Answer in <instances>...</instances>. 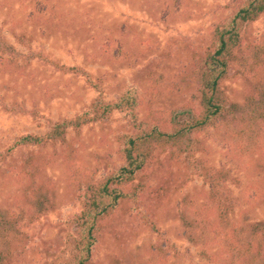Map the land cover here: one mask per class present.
<instances>
[{"label":"rangeland","instance_id":"1","mask_svg":"<svg viewBox=\"0 0 264 264\" xmlns=\"http://www.w3.org/2000/svg\"><path fill=\"white\" fill-rule=\"evenodd\" d=\"M232 2L0 0V38L12 47L0 51V264L63 263L74 250L72 219L83 206L87 186L121 164L117 136L133 131V118L114 111L68 129L64 141L47 146L15 147L16 138L43 135L52 122L73 119L95 98L115 101L129 89L138 100L136 123L149 121L145 100L156 91L162 98L156 106L166 110L163 118L171 110L184 113L180 120L188 118L199 110L193 109L198 103L192 90L166 91L168 78L154 85L146 72L155 68L154 75H176V66L209 44L210 32L232 12ZM258 41L264 42V13L244 26L240 54H249ZM33 51L84 69L90 81L28 59ZM259 76L261 85L243 78L238 65L230 66L221 89L227 106L236 102L237 107L195 134L182 160L162 153L158 164L143 171L146 187L150 183L167 193L151 208L143 201L122 200L119 213L106 218L95 237L89 264H262L233 262L236 256L227 253L229 241L242 243L250 236L249 224L264 225V66ZM212 168L220 172L212 179L223 180L230 196L219 189L211 192L205 172H215ZM31 173L38 183L48 181L43 200L39 193L27 195ZM163 177L169 186L159 184ZM22 205L25 209H19ZM228 205L233 210L223 218L220 206ZM14 219L20 220L23 235ZM5 234L22 245L13 256Z\"/></svg>","mask_w":264,"mask_h":264},{"label":"trees","instance_id":"2","mask_svg":"<svg viewBox=\"0 0 264 264\" xmlns=\"http://www.w3.org/2000/svg\"><path fill=\"white\" fill-rule=\"evenodd\" d=\"M232 1V12L214 25L210 32L209 44L202 51L197 52L193 59H189L187 63L180 67L176 66V75L169 71L165 73L160 71L154 75L156 72L155 68H151V70L146 72L149 78H154L152 81L154 85L168 78L169 82L167 81L166 91L192 90V100H196L198 103V107H193V109L199 108V110L191 116H187L188 118L180 120L179 116L184 113L177 112L173 114L172 110L169 115L163 118L162 114L166 110L156 106L162 99L161 94L158 93L159 91H156L155 94L151 95L153 97L149 95V99L145 100L147 104L146 114L149 121L136 123L134 117L138 100L135 91L129 89L115 101L95 98L87 110L73 119H59L52 122L43 135H21L14 141L15 147H26L29 145L47 146L64 141L68 129L78 130L90 122L108 118L114 111L127 112L133 118V131L117 136V152L122 159L121 164L111 174L105 176L96 184L87 186L83 206L72 219L76 238L74 250L71 251L62 264H89L91 248L96 241L95 237L100 234V229H102L105 219L107 218V221H110L114 215L119 213L117 209L121 206L122 200H129L133 203L143 201L147 208H151L156 200L162 201V196L167 193L163 189L164 187H152L150 183H147L146 187L145 181L140 179V176H142L146 168L159 163V156L162 153H167L169 160H182V154L186 149L194 145L195 134L214 125L224 111L232 112L237 107L236 102L231 104L230 107L227 106V100L221 89V83L228 76L232 64L238 65V73L243 78L251 80L253 83L262 84L259 72L264 66V42L258 41L251 44L250 53L244 55L240 54L242 53L240 46L244 26L264 13V0ZM0 40V51H11L12 47L5 43L2 38ZM27 58L38 60L42 65L50 64L64 72L82 74L90 81V76L84 69L59 65L43 51L30 52ZM152 92L150 91L149 94ZM7 109L15 111L11 106ZM158 114H160V117H158ZM262 115L264 117V110ZM262 136H264V130L262 131ZM212 169L215 172H205L211 184V192H215L216 195V190L218 191L219 189V193L224 195L225 198L226 195L230 196V191L222 182L223 180L219 183L216 180L217 178L215 180L212 179L213 174L217 173L219 176L220 173L214 168ZM150 174L156 175L157 172H150ZM224 175L226 176L227 174ZM33 176V185L27 195L39 193V198L43 200L46 195V188H49L48 181L45 182L44 180L38 183L35 179L37 175L33 174ZM135 182L136 184H134ZM159 184L169 186L168 181L164 177ZM21 208L25 209V205L19 206V209ZM232 210V205H228L227 208L220 206V214L223 218L226 217V211L228 213ZM1 211L0 209V219L3 217ZM41 212H44V210H38V213ZM139 212L142 211L139 210ZM119 219L122 222L127 221L125 214H120ZM19 221L17 219L12 220L16 225L19 224ZM249 225L248 227L251 228L248 231L250 236L242 238L245 241L242 243L229 241L227 243L229 247L227 253L236 256L237 259L234 258L233 262L235 260H246L250 263L256 261L264 264V225L261 226V222ZM20 228L17 225L18 234L23 235ZM4 236L9 241L8 250L11 251V256L18 252L19 249H22V245L17 240L13 239L10 241L7 234ZM2 241L0 240V242ZM249 256H251L250 260L247 259Z\"/></svg>","mask_w":264,"mask_h":264}]
</instances>
